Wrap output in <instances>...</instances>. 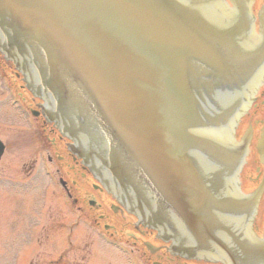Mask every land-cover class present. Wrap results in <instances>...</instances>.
I'll use <instances>...</instances> for the list:
<instances>
[{"label":"water","instance_id":"obj_1","mask_svg":"<svg viewBox=\"0 0 264 264\" xmlns=\"http://www.w3.org/2000/svg\"><path fill=\"white\" fill-rule=\"evenodd\" d=\"M236 4L0 0V51L72 152L177 253L264 264L260 192L238 181L249 142L232 140L264 45Z\"/></svg>","mask_w":264,"mask_h":264},{"label":"flooded vegetation","instance_id":"obj_2","mask_svg":"<svg viewBox=\"0 0 264 264\" xmlns=\"http://www.w3.org/2000/svg\"><path fill=\"white\" fill-rule=\"evenodd\" d=\"M227 1L234 7L232 0ZM244 1L247 2L251 11L255 35L262 40L264 0ZM6 65L0 62V78L5 80L10 76L7 72L9 67L15 77L21 80V76ZM15 84L2 83V86L6 94L7 90L12 91L17 101L26 106L24 107L26 112H30L35 119V133L40 134L44 141L48 142L49 145H46L48 150L42 147L41 151H46L51 165L54 162L56 168L53 172L60 186L63 203L69 209L70 205L73 207L74 211L71 210V212H77L78 220H84L83 224L88 225L87 227L97 238L96 241L100 243L103 250L102 258H100L96 256V245H93L90 253H87L80 243L75 248L66 249L53 264H91V260L96 264H115V259H121L125 264H229L222 259L186 258L174 253L170 242L162 238L157 231L141 223L135 215L125 209L120 201L107 192L70 151V142L42 116L39 101L31 94L26 92L24 96L23 92L19 91L22 96L21 100L17 89H23V85H18L16 89ZM252 96L251 106L241 118L236 129V137L241 141L249 136L250 141V152L240 174L244 192H252L263 186V193L252 226L254 233L264 239V69L262 78ZM68 213L70 214V211ZM63 225L65 228L66 224ZM68 230L69 232L63 235V240L67 245L71 243L72 236L70 227ZM81 237L78 232L74 239L83 241L84 238Z\"/></svg>","mask_w":264,"mask_h":264},{"label":"rangeland","instance_id":"obj_3","mask_svg":"<svg viewBox=\"0 0 264 264\" xmlns=\"http://www.w3.org/2000/svg\"><path fill=\"white\" fill-rule=\"evenodd\" d=\"M7 72L17 89L20 80L9 67ZM17 91L26 96L24 89ZM22 109L11 104L0 81V138L6 144V153L0 161V182L16 179L30 182L22 189L0 184V264H53L68 247L72 248L73 243L65 246L62 239L66 231L63 224L76 222L77 212H67L60 192L54 189V179L43 174L40 149L44 147L47 151L49 144L35 133V119L30 112ZM31 120L33 123H29ZM55 168L52 162L51 170ZM42 186L46 190L40 192ZM79 221L81 224L74 226L76 231L71 236L76 244L73 247L81 243L85 252L90 253L96 245V256L102 258L103 250L97 238L88 225L82 224L83 219ZM78 232L83 241L74 239ZM90 263L96 264L93 260ZM114 263L125 264L121 259H115Z\"/></svg>","mask_w":264,"mask_h":264}]
</instances>
